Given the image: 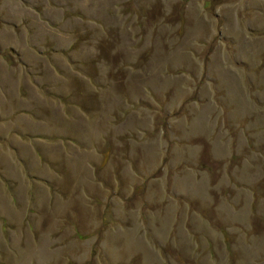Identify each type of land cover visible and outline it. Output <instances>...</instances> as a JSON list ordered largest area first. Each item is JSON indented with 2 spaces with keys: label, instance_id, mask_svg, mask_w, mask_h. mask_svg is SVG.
<instances>
[{
  "label": "rangeland",
  "instance_id": "1",
  "mask_svg": "<svg viewBox=\"0 0 264 264\" xmlns=\"http://www.w3.org/2000/svg\"><path fill=\"white\" fill-rule=\"evenodd\" d=\"M0 264H264V0H0Z\"/></svg>",
  "mask_w": 264,
  "mask_h": 264
}]
</instances>
